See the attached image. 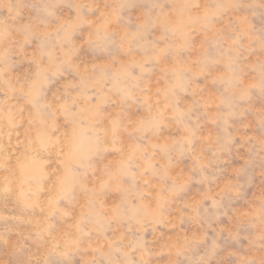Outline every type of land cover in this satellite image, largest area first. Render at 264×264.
<instances>
[{
	"label": "clouds",
	"instance_id": "9594fccd",
	"mask_svg": "<svg viewBox=\"0 0 264 264\" xmlns=\"http://www.w3.org/2000/svg\"><path fill=\"white\" fill-rule=\"evenodd\" d=\"M0 264H264V0H0Z\"/></svg>",
	"mask_w": 264,
	"mask_h": 264
}]
</instances>
